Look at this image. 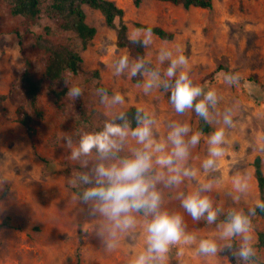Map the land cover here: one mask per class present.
<instances>
[{"label":"rangeland","instance_id":"1","mask_svg":"<svg viewBox=\"0 0 264 264\" xmlns=\"http://www.w3.org/2000/svg\"><path fill=\"white\" fill-rule=\"evenodd\" d=\"M124 10L127 33L136 22L156 25L173 33L172 40L154 35L152 46L145 48V57L163 74L167 68L156 57L160 47H179L188 59L187 70L196 84L215 88L219 103L214 110L221 113L230 109L233 125L225 129L223 155L217 158L214 169L201 167L208 158L207 136L222 127L219 115L209 123V132L197 130L199 117L193 110L182 115L175 112L164 89H154L145 95L143 80L134 83L127 74L114 76V56L127 54L126 48L116 45V31L106 25L102 14L84 6L86 22L96 33L85 49L77 37L64 32L45 16L23 31L22 18L11 14L8 3L0 0V94H6L19 79L26 66L39 83L36 98L40 117L33 115L36 133L31 140L15 120L16 102L0 101V222L8 219L9 227L0 228V264H132L145 249L144 219L137 217L136 227L120 237L118 247L106 251L94 235L93 224L101 218L87 216L77 200V189L69 183L78 166L68 158L59 139L61 132L73 133L92 130L94 125L110 120L131 106L146 111L153 119V140L170 148L167 134L169 124L178 122L202 134L201 142L190 148L186 166L195 175L185 178L175 187L159 184L162 208L184 218L185 232L195 237L191 244L183 240L170 246L161 264H231L227 252L214 256L197 253L200 239L216 240L219 246L221 214L231 209L247 212L259 200L254 177L253 160L260 157L264 173V0H212L211 9L146 0L139 6L133 0H112ZM117 24V19L115 20ZM50 27L55 42L67 43L80 52L82 62L77 74L67 77L68 85L83 89L81 99L91 113V122L83 121L75 109V101L68 98L56 102L47 89L43 73L44 51L36 47L35 36ZM223 68H227L228 72ZM225 73L236 74L239 81L226 85ZM108 89V94H121V105L108 106L100 102L97 84ZM191 132L189 133V136ZM136 146L128 137L125 152ZM34 150L37 155L34 154ZM156 172L161 169L156 166ZM239 176L248 185L247 191L237 192L233 180ZM204 183L212 188L206 193L214 207L220 209L216 224L204 218L194 221L181 207L179 193L196 190ZM251 237L256 255L249 264H264V246L257 247V234L264 231V217H251ZM239 243V238L236 239ZM242 264V262H241Z\"/></svg>","mask_w":264,"mask_h":264},{"label":"clouds","instance_id":"2","mask_svg":"<svg viewBox=\"0 0 264 264\" xmlns=\"http://www.w3.org/2000/svg\"><path fill=\"white\" fill-rule=\"evenodd\" d=\"M151 26L133 28L128 35L129 42L148 48L154 43ZM157 61L167 62L166 71L146 65L142 57L130 60L127 54L114 56L112 69L114 76L127 74L129 78L143 77L145 95L154 89H164L169 95V103L178 114L193 110L195 114L208 123L219 115L222 127H216L207 136L208 158L202 161L205 172L214 169L217 158L223 155L226 140L225 129L233 125L230 109L216 113L219 95L215 88H203L191 78L188 59L179 47H160ZM226 85H235L239 81L236 74L225 73ZM67 86V96L72 101L83 96V89L76 85ZM100 102L108 106L121 105L124 97L119 93L108 94V89H96ZM135 127L130 128L127 114L120 112L111 120H106L96 130H80L73 133L61 132V146L67 150L68 158L78 166L69 183L78 190L77 200L85 206L87 216L101 218L93 224L94 235L103 244L106 251H113L119 245L121 235L131 232L137 225L138 215L144 219L145 249L137 254L132 264H161L170 246L179 243L191 244L195 237L185 232L184 218L162 208V193L159 184L175 187L192 178L194 171L186 166L190 148L201 142L202 134L192 132L189 126L172 122L167 141L170 148L153 140L154 119L143 109H137ZM191 135L189 136V133ZM134 138L136 146L125 152L128 137ZM158 166L161 171L156 172ZM0 181V189L3 188ZM247 183L239 176L233 180L237 192L247 191ZM212 188L211 183L201 184L199 188L188 193H179L181 207L194 221L202 218L208 224H216L220 209L214 207L206 195ZM264 212V200H258L247 212L231 209L226 213L220 228L219 246L216 240L200 239L197 253L202 256H214L218 252L233 249V242L239 238L234 255L242 264H249L255 255L251 237V217L257 212Z\"/></svg>","mask_w":264,"mask_h":264},{"label":"trees","instance_id":"3","mask_svg":"<svg viewBox=\"0 0 264 264\" xmlns=\"http://www.w3.org/2000/svg\"><path fill=\"white\" fill-rule=\"evenodd\" d=\"M8 3L11 14L20 16L21 27L23 31H29L30 27L35 24L41 16L48 18L57 29L72 33L81 44V48L85 49L90 40L96 33V29L86 22V13L84 6H88L95 10H98L107 26L115 28L116 31V45L120 48H126L130 57L135 60L138 57H142L145 61H149L145 57V48L139 45H133L129 42L127 25L124 21V10L117 6L112 0H5ZM143 1L146 0H133V4L137 7ZM161 2H167L172 5H180L184 9L192 7L211 9L213 7L212 0H155ZM117 19V24L115 20ZM135 27L144 28L151 26L154 35L162 40H172L173 33L165 30L156 25H148L140 22H136ZM36 47L45 52L46 59L43 64V73L48 80L47 89L54 97L56 102L63 100L67 94V86L64 80L69 75H75L80 69L82 57L79 51L71 47L67 43L55 42L50 37V27L45 26L43 33L35 36ZM149 68L156 69L154 63L146 65ZM228 72L227 68H223ZM134 83H141L143 77L137 76L131 78ZM97 87H103L98 83ZM39 91V83L34 79L29 69L28 63L21 72L18 81L6 94H0V101L4 99H11L16 102L15 108V120L20 124L31 140V146L34 149L33 137L36 133V129L33 126V115L40 117L42 112L37 108L36 98ZM75 109L80 118L90 123L91 113L89 112L86 104L81 98L75 100ZM139 109L135 106H131L122 111L127 114L129 127H135L134 116L136 110ZM114 118V117H113ZM112 118V119H113ZM111 120V119H110ZM105 122V121H104ZM94 125L92 130H96L102 127L103 123ZM197 130L200 132H209L211 127L208 122L199 117V123ZM34 154L37 152L34 150ZM254 177L257 183V189L259 194V200H264V173L261 169V160L259 156H256L253 160ZM78 191V190H77ZM228 212V211H227ZM221 214V220L226 217V213ZM257 216L264 217V212L259 211ZM1 227H9L8 219H4L0 222ZM238 246L237 241L233 242V249L227 251L231 264H241V260L238 256L234 255L235 249ZM257 247L264 246V231H259L257 234ZM76 264H79V260Z\"/></svg>","mask_w":264,"mask_h":264}]
</instances>
